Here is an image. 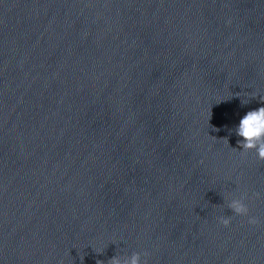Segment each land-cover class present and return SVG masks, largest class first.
<instances>
[{"label":"water","instance_id":"obj_1","mask_svg":"<svg viewBox=\"0 0 264 264\" xmlns=\"http://www.w3.org/2000/svg\"><path fill=\"white\" fill-rule=\"evenodd\" d=\"M260 107L264 0H0V264H264Z\"/></svg>","mask_w":264,"mask_h":264},{"label":"clouds","instance_id":"obj_2","mask_svg":"<svg viewBox=\"0 0 264 264\" xmlns=\"http://www.w3.org/2000/svg\"><path fill=\"white\" fill-rule=\"evenodd\" d=\"M249 101H242V104H247ZM219 131V129H214ZM236 134L242 137L237 143L242 149L241 155H246L250 151L257 153V158L264 161V107L257 110L248 111L246 115L240 120L238 127L235 129ZM255 196H260L256 193ZM248 196L246 193L239 197L231 198L228 202V208L232 210L235 215L248 217V223L256 225L260 223L259 219L255 216H250V209L246 201ZM232 216L218 217L219 223L225 227L231 225ZM150 253L145 251L143 257H148ZM97 264H103L102 261H97ZM108 264H148L147 259H142L139 252L133 253L126 259H121L120 256H114L108 261Z\"/></svg>","mask_w":264,"mask_h":264}]
</instances>
